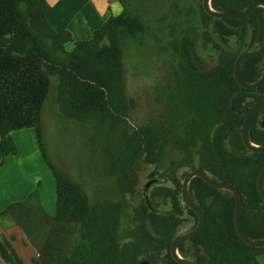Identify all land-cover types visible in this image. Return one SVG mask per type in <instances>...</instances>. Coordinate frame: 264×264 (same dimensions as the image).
<instances>
[{
    "label": "trees",
    "instance_id": "1",
    "mask_svg": "<svg viewBox=\"0 0 264 264\" xmlns=\"http://www.w3.org/2000/svg\"><path fill=\"white\" fill-rule=\"evenodd\" d=\"M252 1L211 0L210 4L215 11L239 13ZM119 2L120 14L110 16L90 39L74 42L68 51L65 45L73 41L72 34L50 25L46 0H0V167L7 156L17 155L9 134L31 129L55 182V214L39 216L47 221L52 245L47 237L31 264H179L170 255V245L181 228L189 224V231L198 222L181 200L183 178L194 169L236 187L242 197L243 232L253 240L264 239V202L256 187L264 152L248 151L241 140L244 118L264 98V84L247 90L234 78L238 55L264 41V9L254 8L245 18L234 20L211 17L200 6L203 45L217 52V63L205 67L192 56L187 64L169 62L163 105L168 110L160 121L148 124L134 122L137 103L127 92L124 64V41L135 39L144 27ZM169 45L180 54L175 39ZM262 58L241 63L244 81L260 78ZM51 89L58 115L90 130L94 167L110 177L126 178L142 159L154 167L149 176L157 172L158 179L135 205L124 196L90 202L82 187L49 160L42 115ZM249 138L264 145V108L253 119ZM169 152L177 158L159 172ZM188 192L205 222L199 233L179 245V255L195 264H258L264 247H251L237 234L233 195L199 177L189 182ZM156 201L169 207L160 209ZM32 208H41L38 192L24 203L10 205L3 214L11 212L24 224L30 221ZM129 210L130 223L124 230L122 222ZM0 260L25 264L6 238L0 239Z\"/></svg>",
    "mask_w": 264,
    "mask_h": 264
},
{
    "label": "rangeland",
    "instance_id": "2",
    "mask_svg": "<svg viewBox=\"0 0 264 264\" xmlns=\"http://www.w3.org/2000/svg\"><path fill=\"white\" fill-rule=\"evenodd\" d=\"M122 3L144 27V32L135 39L124 41L126 88L137 103L133 119L136 123H157L168 110L163 107L168 91L164 84L168 63L182 61L187 64L189 56L205 67L217 63V52L211 45H203L201 37L199 15L202 0H122ZM173 39L180 48L179 55L169 45ZM69 44L65 45L66 49L72 48ZM230 46L235 47L232 39ZM53 99L54 89H51L42 115L45 149L52 164L79 184L90 202L101 198L118 200L124 196L131 205H135L157 181V172L153 177L149 176L154 167L142 159L127 178L104 174L93 166L91 160L88 143L90 130L62 119ZM9 137L17 148V155L10 156L6 168L0 170V228H5L6 239L14 242L13 249L18 257L25 264H31V260L38 255L37 247L43 245L48 237L47 221L39 216L52 217L55 214V182L41 158L31 129L13 131ZM174 157L177 158L175 152L167 153L159 172ZM33 192H38L41 208L28 209V223L20 224L17 216L14 222L11 212L3 214L10 205L24 203ZM155 203L160 209L169 207L168 203ZM130 213L129 210L122 222L124 230L129 227ZM188 229L189 224L180 229V234ZM52 239H47L51 245ZM55 254L51 251L52 256ZM257 261L264 264V252ZM0 264L4 263L0 260Z\"/></svg>",
    "mask_w": 264,
    "mask_h": 264
},
{
    "label": "water",
    "instance_id": "3",
    "mask_svg": "<svg viewBox=\"0 0 264 264\" xmlns=\"http://www.w3.org/2000/svg\"><path fill=\"white\" fill-rule=\"evenodd\" d=\"M211 0H202V8L204 12L214 18L222 19V18H229V19H234V20H241L245 18L254 8L261 7L264 9V1L263 0H254L252 1L243 11L239 13H234V12H227V11H215L211 8L210 4ZM262 55V74L260 78L255 81V82H246L242 79L241 77V72H240V66L241 63L248 59V58H254ZM234 78L237 82V84L243 88V89H256L264 84V41L260 47L253 51H247L243 52L235 60L234 63ZM264 108V98L256 102L248 111L246 114L244 121L242 123L241 127V140L244 145V147L251 152H264V145H256L251 142L249 138V128L252 124L253 119L255 116L261 111V109ZM194 177H199L201 180H203L207 185H209L212 188L218 189V190H223V191H228L231 193L235 199V213H234V225L235 229L237 231V234L239 237L242 239L244 243L247 245L254 247V248H261L264 247V239L260 240H253L249 237L246 236V234L243 232L242 227H241V208H242V197L239 191L237 190L236 187H234L231 184L224 183L221 181H216L212 179L204 170L202 169H194L192 171H189L185 177L183 178L182 181V187H181V200L182 203L191 209L198 218L197 225L177 237L172 241L170 245V255L179 264H195L193 261L190 259H184L182 258L179 253H178V247L180 244L187 242L191 238H193L197 233L200 232L202 229L205 218L202 213V211L195 205V203L191 200L188 192V186L189 182L194 178ZM256 187L257 191L264 202V166L260 170L257 180H256Z\"/></svg>",
    "mask_w": 264,
    "mask_h": 264
},
{
    "label": "crops",
    "instance_id": "4",
    "mask_svg": "<svg viewBox=\"0 0 264 264\" xmlns=\"http://www.w3.org/2000/svg\"><path fill=\"white\" fill-rule=\"evenodd\" d=\"M46 1L50 6V10L47 13L50 25L55 30L66 28L72 34L73 41L70 42L72 48L74 47V42L90 39L94 30L99 29L110 16H116L122 11L119 0ZM72 48L67 47V50L70 51ZM8 158L10 156L4 159L0 170L6 168ZM13 217V221L16 222L17 218L15 219V215ZM4 230L5 228H0V239L6 238ZM11 245L12 247L14 246L12 240Z\"/></svg>",
    "mask_w": 264,
    "mask_h": 264
}]
</instances>
